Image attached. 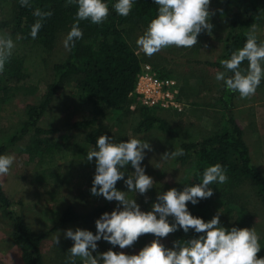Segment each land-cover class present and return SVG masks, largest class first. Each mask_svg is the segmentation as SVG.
Returning a JSON list of instances; mask_svg holds the SVG:
<instances>
[{
    "label": "rangeland",
    "instance_id": "rangeland-1",
    "mask_svg": "<svg viewBox=\"0 0 264 264\" xmlns=\"http://www.w3.org/2000/svg\"><path fill=\"white\" fill-rule=\"evenodd\" d=\"M256 0H211L210 11L215 15L211 17L213 25L211 33L202 32L198 36V44L192 48L168 47L151 57L146 56L137 47L136 41L146 28H134L127 36L126 42L133 49L142 64H149L154 69L162 70L176 78L181 87L180 110H128L124 115L117 118L105 119L96 117L93 124L86 128H76L73 124L79 121H89L95 117L92 113L83 111L80 104L74 98L78 94L75 87L80 79L74 76L66 82L67 89L58 93L51 100L47 111L36 122V126L43 130H50L48 135L34 134L29 127L23 134L21 132L23 123L27 120L26 107L38 105L41 96L46 92L48 86L54 83L58 74L53 67L63 63L69 54L64 47V40L68 33L60 31L54 41L53 47L45 57L44 73L36 83H28L25 86L16 85V79L10 78L2 86L6 85L8 90L0 92V146H5V154H14L16 160L6 176H0V183L5 196L12 202H20L22 213L27 226L34 233L50 230L58 225L62 213L67 207H71L75 213L89 214L95 210L106 207V212L111 213L117 202L106 201L102 196L91 194V177L87 183L79 184V181L66 179L64 177L69 168V162H63L56 167L41 169L39 155L35 151L37 144H61L65 139L80 145L84 149V157L89 151L94 150L96 140L100 135L113 137L116 142H126L130 138H139L149 142L152 151H146L142 162L146 174L154 181L162 182L167 189L178 188L185 185L195 169L196 157L185 165L176 162V158L162 160L165 152L180 149L181 143H199L216 133L228 128L225 121V113L218 98L223 89V82L215 79L216 72L224 71L220 61L226 59L224 48L226 40L230 36L238 35L246 19L254 18L251 13ZM222 10V11H221ZM0 16V21H7L9 15ZM264 28V22L262 24ZM7 32L9 29H2ZM207 45V47H205ZM9 62L7 63V65ZM11 70L5 68L0 74V79L10 76ZM233 116L238 125L243 127V140L251 153L252 164L264 175V96H252L247 99H235ZM260 105V108H250L247 104ZM261 103V104H258ZM8 107V108H7ZM6 114V115H5ZM257 115L256 119H252ZM156 120L153 127L148 131L138 132L137 127L146 117ZM21 132V133H20ZM92 137V139H90ZM12 139V140H11ZM5 140V141H3ZM35 145V147H34ZM42 147V146H41ZM40 149V148H37ZM32 150V151H31ZM95 167V160L91 162ZM93 169L85 172V168H73L70 174L82 175L83 179L92 174ZM134 170L129 165L127 173ZM56 174L61 177L62 182H56L55 192L49 193L43 184L38 183V177ZM63 176V177H62ZM49 177V176H46ZM127 179V174L125 176ZM64 180V181H63ZM230 180V179H229ZM224 184H213L214 195L212 196V210L219 214H225L229 209L233 210L231 224L243 223L248 228L255 227L260 236L261 249L264 251V204L258 196L256 185L249 179L240 183L230 180ZM81 183V182H80ZM120 191H127L124 181H118L116 185ZM43 197V198H42ZM56 197V200H55ZM129 198H135L143 208L144 198L139 193L129 192ZM54 199V200H53ZM11 211V209H10ZM76 228L89 230L96 234L95 223H84L72 221L52 230L49 240L53 243V237L60 233V242L56 253L50 254V246L45 248V264H67L69 249L73 242L65 239L64 232ZM12 221L0 216V264H23L21 250L11 238ZM155 237L146 234L139 238L133 247L124 250L118 246L113 247L101 240L98 242L97 253H103L109 249L133 255L138 252ZM179 240L176 232L164 238L162 242L171 248L174 241ZM54 249V247H53ZM93 253V255H97ZM76 264H82L76 258Z\"/></svg>",
    "mask_w": 264,
    "mask_h": 264
},
{
    "label": "clouds",
    "instance_id": "clouds-1",
    "mask_svg": "<svg viewBox=\"0 0 264 264\" xmlns=\"http://www.w3.org/2000/svg\"><path fill=\"white\" fill-rule=\"evenodd\" d=\"M135 2L117 0L112 8L119 16L126 18ZM210 2L154 0L158 6L157 14L138 37V49L151 57L171 46H196L198 36L205 31L211 33L213 29L210 20L215 13L210 11ZM20 4L22 7H31L29 0H20ZM70 5H75L77 12L75 22L64 40V47L68 50L83 38L80 21L88 20L94 25H101L110 14L109 4L105 0H67L66 6ZM52 14L40 8L34 10L33 15L38 19L31 27L30 35L33 39L43 27V21ZM257 31L258 25L253 23L246 33L244 46L231 51L230 58L221 60L224 71L218 70L215 75V79L223 82L227 91L239 93L241 99L254 96L264 81V40L258 38ZM15 47L10 34L0 32V74L4 73ZM245 61L247 67H242ZM145 150L153 149L149 142L139 138H130L126 142H116L106 134L97 138L94 150L89 151L86 157L89 162L94 159L96 165L90 191L93 196L117 202V207L111 213H103L95 221L96 234L80 228L64 232L65 239L73 242L68 251L70 255L67 264H76V258L82 264H264V258H258L257 255L261 245L255 227L226 228L221 223L219 211L210 221L205 222L193 216L187 207L188 203L197 205L200 200L211 198L214 191L210 185L227 183V169L220 163L206 167L199 183L185 185L182 191L171 188L157 194L151 210L142 211L136 199L129 198L128 193L146 196L153 188V178L141 166L146 156ZM183 155V149H175L165 152L161 159L166 161ZM15 160L14 154L0 155V176L9 174ZM129 165L134 170L131 173H127ZM118 181H124L126 192L117 189ZM169 217L174 222H170ZM178 230L185 234L192 230L197 235L188 240L174 241L171 248L166 247L162 240ZM146 234L155 238L138 254L129 255L111 249L97 253L98 242L101 240L124 250L133 247ZM59 237L60 233L57 232L52 238L55 245L59 244Z\"/></svg>",
    "mask_w": 264,
    "mask_h": 264
},
{
    "label": "trees",
    "instance_id": "trees-1",
    "mask_svg": "<svg viewBox=\"0 0 264 264\" xmlns=\"http://www.w3.org/2000/svg\"><path fill=\"white\" fill-rule=\"evenodd\" d=\"M29 2L31 7H22L20 0H9L10 9L6 10L9 18L7 21H0V30L9 29L10 36L16 45L9 64H6V68L11 70L9 74L11 77L7 76L0 79V92L2 93L8 90V87L2 86V84L10 78H15L18 86L36 83L44 73L45 57L53 47L57 34L60 31L69 33L72 24L75 22L77 7L75 5L66 6L67 0H29ZM105 2L109 4L110 9L108 19L101 25H94L88 20L79 22L80 28L83 30V38L78 40L75 47L69 50L68 57L63 63L54 65L53 69L58 74V78L48 86L38 105L26 107L27 120L23 123L22 134L29 127L33 129L34 134L48 135L52 133L50 130L37 127L36 122L47 111L53 97L67 89L66 82L72 76L75 78L80 76L77 85L69 88L70 90L77 89L78 94H75L74 98L79 102L83 111L95 116L89 121L76 122L73 127L86 128L95 122L96 117L117 118L130 110L129 107L134 101L130 94L134 90L137 75L144 64L127 44L126 39L132 29L147 28L151 19L156 17L158 6L154 4V0H136L130 15L125 18L119 16L112 8L117 0H105ZM36 8H40L42 11H51L53 14L43 21V27L37 37L33 39L30 32L32 25L38 19L33 15ZM251 13L254 18L246 19L242 25L245 30L242 29L238 35L227 38L224 48L226 59L230 58L231 51L244 46L246 33L253 23L258 25V38L264 40V28L262 26L264 22V0H256ZM241 66L247 67V61L243 62ZM154 70L160 76L170 75L156 68ZM236 97L237 93L227 91L223 84L218 101L224 110L228 128L199 143H181L180 149L184 150L185 155L177 157L176 162L185 165L192 157H196L194 172L185 182V185L201 182L203 170L208 166L220 163L227 169L228 180L230 179L235 183H240L245 179L252 181L256 185L258 196L264 204V175L252 164L249 149L243 140V131L233 116ZM136 109L144 108L136 107ZM155 122L154 118L146 116L138 125V132L148 131ZM5 149V146H0V155ZM35 151L39 155L41 169L53 168L67 161L70 163V168L62 175L69 181L74 179L82 184L87 183L93 177L95 166L84 157V149L68 139H65L61 144L42 145L39 143L35 147ZM77 167L78 169L84 167L85 172L89 168L93 169L91 170L92 174L89 176L88 172L86 179L85 177L83 179L82 175L70 174V171ZM46 176L38 177V183L43 184L45 182L44 187L50 188L48 189L49 193L55 192V184L62 182L61 177L56 174ZM184 186L178 187L177 190L182 191ZM167 190L162 182L154 181L153 188L146 194L147 203L145 202L146 198H144V210L150 211L151 205L156 202L157 194ZM21 207L20 202L12 203L5 196L0 183V216L12 221L11 238L21 250L23 264H43L40 244L58 226L66 225L72 221L94 224L106 212V207H101L89 214H78L71 207H67L62 213L58 225L48 231L34 233L27 226L20 212ZM187 207L193 216L202 218L205 222L210 221L217 214L212 210V197L200 200L197 205L188 203ZM232 214L233 210L231 209L223 215L220 214L223 226L229 229L233 226L247 227L243 226L241 222L231 224ZM169 221L174 222L172 217H169ZM176 234L179 240H188L197 235L192 230L188 234L178 230ZM257 255L258 258H264V251L261 249Z\"/></svg>",
    "mask_w": 264,
    "mask_h": 264
},
{
    "label": "built area",
    "instance_id": "built-area-1",
    "mask_svg": "<svg viewBox=\"0 0 264 264\" xmlns=\"http://www.w3.org/2000/svg\"><path fill=\"white\" fill-rule=\"evenodd\" d=\"M180 95V84L176 78L160 76L151 65L144 64L130 94L134 101L129 108L180 110L182 107Z\"/></svg>",
    "mask_w": 264,
    "mask_h": 264
},
{
    "label": "crops",
    "instance_id": "crops-1",
    "mask_svg": "<svg viewBox=\"0 0 264 264\" xmlns=\"http://www.w3.org/2000/svg\"><path fill=\"white\" fill-rule=\"evenodd\" d=\"M3 7V9H2ZM7 10V9H10V4H9V0H0V16H3L5 15L4 13V10ZM259 97H262L264 96V82L260 84L259 88L257 89L256 91V94L254 96H258ZM238 96H239V93H237V97H236V100L238 99ZM258 104H261V103H258ZM247 109L248 110H251L250 108H253V110H256L257 108H260V105H257V103L255 104H247L246 105ZM8 108V107H7ZM256 108V109H255ZM6 115V114H5ZM252 118L253 120L257 118V115L253 116V117H250ZM236 120V119H235ZM237 123V122H236ZM238 124V123H237ZM241 130L243 131V127L241 125H238ZM5 141V140H3ZM4 153V152H3ZM249 155L251 157V153H250V150H249ZM43 198V197H42ZM49 235L50 233L47 235V237L41 242L40 244V255H41V260H42V263L45 264V258L46 256L48 255V253L46 254L45 252V248L47 246H50V254L51 255H56V256H59L56 251H57V247L54 245L55 243H53L51 240H49ZM54 247V249H53ZM58 260V263L61 264L60 260L57 258Z\"/></svg>",
    "mask_w": 264,
    "mask_h": 264
}]
</instances>
